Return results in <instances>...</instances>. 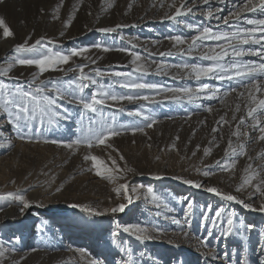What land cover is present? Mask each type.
<instances>
[{"label":"rangeland","instance_id":"374dc122","mask_svg":"<svg viewBox=\"0 0 264 264\" xmlns=\"http://www.w3.org/2000/svg\"><path fill=\"white\" fill-rule=\"evenodd\" d=\"M5 1L0 0V6L2 5L0 17L5 19L14 32V37L3 38L0 29V46L11 45L9 51L0 56V70L9 63H14L13 57L17 55L13 52L15 45L23 43L29 36L31 37L29 44L40 37H45L42 42L45 48L41 49L44 52L47 48H51L53 52H66L73 47L88 49L84 56L74 57L69 65L63 66L65 68L71 66L74 71L67 73L49 71L40 76L38 82L44 81L47 89L55 87L68 89L69 82L78 75L76 66L84 64L85 72L92 75L98 84L102 83L106 88L111 85L112 90L118 94H133L134 91H138L141 95H148L150 100L123 101L111 108L103 107L95 115L85 113L83 119L85 128L89 126L88 117H92L98 124L105 122L111 124L113 117L115 118V126L120 128L121 135L111 138L104 145H94L88 149L86 145L81 144L79 147L67 149L50 143L45 144L41 139L40 143L23 147L22 153L18 155H5L6 150L2 152L4 157L0 164V183L12 186L13 193L24 195L33 202V206L19 216L11 215L0 219V245H3L4 250H11L9 245L14 242L11 238L16 227L27 230V234L22 238V243L18 244L19 248L18 246L14 248V252L30 251L33 245L34 248H42L36 228L41 220L34 216H46L50 220L48 224H57L60 229L66 231L61 227L64 224L57 223V218L64 216L68 220L67 224H70L69 228L74 230L62 233L60 240L69 242L73 238L77 239L71 243L76 248L85 250L81 256L87 254L90 261L115 264L121 258L127 259V251L131 250L133 264H157V261L160 264H173L174 260L184 261L185 264H238L241 258L239 255L241 240L236 237L223 238L221 236L223 228L220 225L226 226L227 213L234 212L237 220L254 222L257 228H260L264 227V214L244 209L235 202L224 201L206 192L204 188L197 189L183 184L180 179L174 177L191 179L202 183L204 187H217L222 192L238 195L258 207L261 203L259 194L251 200L248 199L249 193L254 191L253 187H248L240 193H236L235 188L246 175L244 169L248 165L252 166L250 173L253 171L258 173L253 180L254 185L264 179V156L260 155L264 153V141L257 139L260 133L251 127L254 121L247 117V109L244 106L247 91L240 85L239 80L220 81L205 77L201 81H196L176 65L196 63L207 66L212 63L200 57L208 51V47H216L217 42L205 41L204 46L191 55L183 50L187 49L191 37L197 35L196 27L208 26L214 31L222 32L235 30L237 21L230 17V12L242 6L243 0H223V2L209 0L207 4L204 0H185L187 6L194 10L176 20H168L165 16L174 12V8L169 5L175 3L179 6L182 0H63L59 20H53L52 16L61 0H40L32 4H22L16 9L5 7ZM41 8L45 9L46 15H41L39 11ZM74 8L77 10L74 11ZM209 12L213 14L211 18ZM70 14L72 16L70 26L64 28L63 22L68 20ZM243 15L252 19L262 18L258 11ZM215 16L229 19V24L225 25L223 19H215ZM117 24L124 27L114 33L95 31L99 27H115ZM189 24L193 25V28H189ZM240 25L250 27L243 21ZM90 28L92 31H89ZM175 35L181 36L186 43L174 46L167 37ZM49 40L52 41L51 44L48 43ZM97 43L109 47L111 51L104 52L95 48L94 45ZM120 48L138 53L141 60L137 63L142 64L147 69V73L133 72L136 65L132 63V56L128 52L119 51ZM169 51L172 52L171 56L160 55ZM20 55L28 58L32 54ZM230 59L231 56L225 58V60ZM243 59L246 62H261L260 58L255 56H245ZM93 60L96 61L95 64L92 63ZM94 68H100L105 75L96 77L92 71ZM36 71L34 66L14 65L9 75L15 79L0 77V80L8 83L9 87L19 83L28 88L32 82V74ZM111 72H129L132 73L131 79L136 82L155 83L161 88L195 89L200 83H206L213 90L221 89L218 96L222 97V101L219 98L209 101L201 95L195 103H189L187 98L181 101L173 100L171 94L166 92L121 88L119 82H123L125 78L112 76ZM259 79L264 81V77ZM230 86L236 88V91L223 96L224 91ZM95 90L96 86H90L85 90L84 95L90 96ZM241 92L244 93V97H239ZM258 96L264 98V94ZM153 100L155 102H152ZM60 103L66 110L71 111L72 120L43 135L48 139L67 142L80 135L82 109L75 102L69 104L67 100H62ZM237 103L240 104L238 112L235 111ZM207 106L212 107L211 113L205 111ZM119 107H123L125 111H118ZM136 110H141L146 115L151 114L157 123L152 128H145L144 132L133 134L131 130L124 131L121 127L124 125L139 123L143 127L141 118L128 115L129 111ZM233 115L236 116V120L232 119ZM221 117H224L228 123H218ZM241 117L245 118V124H239ZM257 118L264 123V113L259 114ZM1 120L3 121L2 118ZM213 128H217L218 131L213 132ZM237 130L241 133L248 132L249 135L232 136L231 133ZM230 139L234 148L239 149V145H245V155L235 158L234 169L221 171L215 167V162L224 159ZM107 144H111L112 147H107ZM197 145L200 146L199 150ZM205 147L211 149L208 156L204 155ZM89 152L103 162L102 167L114 169L113 160H115L116 166L121 170L125 167L134 169V172L126 174V180L130 187L138 188V193L133 196V202L127 205L123 213L115 214L113 217H108L112 214L89 217L78 208L68 207L69 204L78 203L103 210L124 202L116 199L112 188L118 183H124L125 180L109 183L96 176L95 170L92 169V161L84 160V156ZM193 152L196 154L193 155ZM121 155L123 160L120 159ZM205 166H211V175H203V171L207 170ZM114 174L119 175L115 172ZM156 176L161 178L155 179ZM57 187H60L61 191L57 192ZM149 187L153 189L158 199L153 200L147 194ZM261 187L264 188V185ZM189 202L193 207L185 217ZM36 204L42 206L36 207ZM208 205H211L213 210L220 207L225 210V215L217 220L216 225H213L210 219H203L202 213L207 211ZM212 214L214 215V211ZM27 221L31 222L27 225ZM117 223L121 225L138 223L148 228L156 239L140 242L132 235L121 232L118 239L126 252L120 253L111 244V232L116 230ZM79 224H84L86 228L79 227ZM156 229L162 231L157 232ZM209 229L212 230V236L208 235ZM4 231L7 232L6 235ZM53 232L50 231V235L44 237V240L48 239L50 243L47 249L51 252L56 250V247L51 245L52 242H49L54 240L55 232ZM184 232L188 235L185 236ZM202 240L205 243H201ZM35 242L40 243L36 245ZM246 247L248 248L246 255L251 264H259L258 257L264 253L259 251L256 233L251 235ZM233 248L237 249L236 253L233 252ZM90 261L74 264H89ZM3 262L4 259L0 258V264H4Z\"/></svg>","mask_w":264,"mask_h":264},{"label":"snow or ice","instance_id":"6c2138e0","mask_svg":"<svg viewBox=\"0 0 264 264\" xmlns=\"http://www.w3.org/2000/svg\"><path fill=\"white\" fill-rule=\"evenodd\" d=\"M209 0H204L207 4ZM223 2V0H221ZM63 5V0H61L60 5L55 9V14L52 16L53 20L60 19V7ZM131 7V5H130ZM169 7L174 8V12L171 14H166L165 18L168 20H176L177 18L187 14L192 13L193 8L187 6L185 0H182L179 6L175 3L169 5ZM77 9L74 8V11ZM41 15H46L45 9L41 8ZM259 12L262 18H247L243 14L245 13H256ZM209 18L212 17V13L209 12ZM230 17L237 21V27L235 30L230 32H222L219 30H213L208 26L196 27L197 35L191 37V41L188 42L187 49L183 50L186 54L191 55L195 50L203 47V42L214 41L216 47H208V51L201 55V59L211 61L212 63L207 66L200 64H189L183 63L176 65L177 68L183 69L185 74L189 77L195 78L196 81H201L202 78H215L220 81H232L237 79L240 81V85L244 87L247 91V96L245 98V108L247 109V117L251 118L254 123L251 127L258 130L260 135L257 137L259 141H264V123H262L257 117L259 114L264 113V98L258 96V94H264V81L259 78L264 77V0H243L242 6L237 7L234 12H230ZM72 16L69 15L68 20L63 22V27L67 28L70 26ZM216 19H223L225 25L229 24V19L217 16ZM243 21L244 24L250 27H244L240 25ZM124 27V25L117 24L115 27H99L95 31L101 33H114L117 29ZM189 28H193V25L189 24ZM0 29H2L3 38L14 37V32L7 25L4 18L0 17ZM89 31H92L90 28ZM63 35V33H61ZM175 45H183L186 43L179 35L167 37ZM31 37H27L23 43L15 45L13 52L17 55L13 57L14 63H9L7 67L0 70V77H6L9 79H15L10 77V72L14 65L35 67L37 71L32 74V82L29 84L28 88L23 87L21 84L17 83L14 87H9L8 83L0 80V118H2L5 123L0 126V140H5L7 146H13V139H18L21 143H40L54 144L57 146H62L67 149H73L74 147H79L81 144L87 146L91 149L94 145H104L111 138L121 135L120 128L115 126V118L113 117V122L111 124L99 123L88 117L89 126L87 128L83 127V119L85 113H91L95 115L100 112L103 107H113L114 105H119L123 101L134 102L137 100L149 101L150 97L148 95H141L138 91H134L133 94H118L112 90L111 85L105 87L102 83L98 84V81L93 78L92 75L85 72L86 65H77L78 75L76 78L69 82L68 89H62L60 87H55L54 89H47L44 81H40L36 84V80L39 79L44 73L49 71H62L71 72L74 71L71 66L65 68L64 65H69L70 61L74 57H81L88 51L85 47H73L66 52L55 51L53 52L51 48H47L46 52L41 51L45 48L42 43L45 37H40L34 43L29 44ZM225 43H219V42ZM49 44L52 41H48ZM95 48H99L104 52L111 51L109 47L103 46L99 43L94 45ZM219 49V51H217ZM122 52H128L132 56V63L136 65L133 72H139L142 74L147 73V69L144 68L142 64L137 62L141 60V57L135 51H129L125 48L118 49ZM29 53L32 54L31 57L25 58L20 54ZM161 56H171L172 52L160 53ZM231 56L232 59L225 60L226 57ZM245 56H255L259 57V63L253 61H245L243 58ZM93 64L96 63L95 60L92 61ZM96 77H102L105 72L100 68H94L92 70ZM167 74V73H165ZM110 75L115 77H124L123 82L120 83L121 88L131 89V90H155L157 92H166L171 94V98L176 101H181L187 98L189 103H195L200 99L201 95H204L209 101L221 99L218 96L221 89L217 88L213 90L206 83H200L199 87L193 89L191 87H180V88H161L155 83L147 82H136V80L131 79L132 73L129 72H111ZM247 81V82H246ZM51 83V82H49ZM90 86H96V90L91 92L90 96L84 95L86 89ZM236 88L229 87L227 91H224L223 96H227L229 92H235ZM239 97H244V93H239ZM238 97V98H239ZM62 100H67L69 104L75 102L82 110L80 112L81 118V131L80 135L69 141L58 140V139H48L43 134L45 132L54 131L72 120V113L64 108V105L60 103ZM111 102V103H109ZM152 102H155L154 100ZM143 107V106H141ZM120 112H124L123 107L117 109ZM240 110V104L237 103L235 111ZM205 111L211 113L213 111L211 106L205 107ZM129 116H135L141 118L143 127L139 123L133 125L121 126L124 131L131 130L133 134L136 132H144L145 128H152L157 120L151 114H145L141 110L129 111ZM233 120H236V116L233 115ZM203 123V121L201 122ZM218 123H228L224 117L220 118ZM245 118L241 117L239 124H245ZM239 127V126H238ZM213 132H217V128L212 129ZM241 134L248 136V132L241 133L239 130L231 133L232 136L239 137ZM179 139V137H177ZM4 143H0V147H4ZM107 147H112L111 144H107ZM151 147V145H149ZM174 147V145H173ZM199 145H197V150H199ZM245 145H239V149L232 146L231 139L228 142V147L225 149V157L223 160H218L215 162V167L219 168L221 171H228L229 169H234L236 163V157L245 155L244 152ZM115 150V149H114ZM204 155L208 156L211 153V149L208 147L204 148ZM196 153L193 152V155ZM264 156V153L260 154ZM123 160V156H120ZM159 159V157H157ZM251 159V158H250ZM84 160L92 161V169L95 170V175L107 180L109 183H114L117 180H125L124 183H118L112 188V192L115 193V197L118 200H123L124 202L118 203L113 207L105 208L99 210L97 208L91 207L85 204L72 203L68 207L73 209H79L80 212L84 213L89 217H100L108 214H118L123 213L127 205L133 202V196L138 193L137 187H130L126 180V174L129 172H134V169L125 167L120 169L116 166L115 160H113L114 169L107 167H102L103 162L98 159L97 156L89 154L84 156ZM231 161V162H229ZM207 170L203 171L204 176H209L212 174L211 166H205ZM251 165H248L244 172L246 175L242 177V182L236 186L235 192L240 193L246 190L248 187H253L254 191L249 193L248 199L251 200L254 196L259 194L261 197V203L258 207H255L253 203L246 202L241 199L238 195L232 193L222 192L220 189L214 186L204 187L202 183L196 182L191 179H184L181 177H174L175 179H180L183 184L190 185L194 188H204L208 193L214 194L220 197L224 201L235 202V204L241 205L244 209L252 212H260L264 214V179H261L258 184H253V180L256 179L258 173L249 172ZM197 171H200L197 169ZM119 173V175L114 174ZM161 177L156 176L155 179H160ZM14 182V181H13ZM56 191H61L60 187L56 188ZM147 194L152 197L153 200L158 199L153 193V189L149 187L147 189ZM0 201H4L6 204L11 202L18 203L21 207L19 211L24 213L27 209L33 206V202H30L25 198L24 195L8 192L0 195ZM36 207H41L42 205L36 204ZM4 205H0V211L3 210ZM192 203H188V210L185 212V217L189 215L192 210ZM214 211V215L212 214ZM225 215V210L223 207L213 210L211 205H208L207 211L202 213L204 220H211L213 225H216L218 219ZM223 228L221 236L225 239L229 237H236L241 240V251L239 255L241 258L238 264H251V261L247 257L246 253L248 248L246 243L251 239V235L256 233L258 235V245L259 251L264 253V227L257 228L254 222H245L243 219L237 220L234 212H228L226 215V226L220 225ZM116 230L111 232V244L115 246L120 253H125V247L121 246V241L118 239L121 231L125 234L132 235L137 241L144 242L156 239L148 228L142 227L138 223H127L121 225L116 224ZM38 231L43 232L48 228V222L42 221L40 224L36 225ZM157 232L162 231L161 229H156ZM187 236L188 233L184 232ZM208 235L212 236V230H208ZM15 242L17 244L22 243V237L16 236ZM205 243V241H201ZM178 246V245H177ZM15 250L14 248L12 249ZM31 251L35 252V248H31ZM233 252L236 253L237 249L233 248ZM5 256V250L3 245H0V258ZM25 257H21L23 260ZM259 264H264V254L258 257ZM13 264H20V261H14ZM89 264H103L101 261L91 260ZM115 264H133L131 250L127 251V259L121 258L116 261ZM157 264H160L157 261ZM173 264H185L184 261H173Z\"/></svg>","mask_w":264,"mask_h":264},{"label":"bare ground","instance_id":"6f19581e","mask_svg":"<svg viewBox=\"0 0 264 264\" xmlns=\"http://www.w3.org/2000/svg\"><path fill=\"white\" fill-rule=\"evenodd\" d=\"M36 1H40V0H6L4 2V6L7 8H10V9H16L17 6H20V5L26 4V3L32 4ZM213 19H214V17H213ZM10 47H11V45H1L0 46V56L4 53H7L9 51ZM39 80H37L35 83L39 84L40 83V82H38ZM4 123H5V121L1 120L0 126H2ZM12 138H14V137H12ZM0 143L5 144L4 147H0V164L3 162L2 158L4 156L2 155V152H4L5 150L7 151V153L5 155L12 154V156L13 155L15 156V155L22 153L23 147L33 144V143H31V144L21 143L18 139L13 140V146H11V147L7 146V142L5 140H0ZM12 190H13L12 186H8L7 184H1L0 183V195H3V194L8 193V192H13ZM32 193H33V191H32ZM30 198H31V196H30ZM15 203L16 202H12L9 205V204H6L4 201H0V205H4L3 210L0 211V219L6 218V217L11 216V215H15V216L18 215L19 216L21 214V212L19 211V208L21 206L19 204H15ZM155 204L158 205L157 203H155ZM157 207H159V206H157ZM34 217L40 218L41 222L42 221H47L48 223L50 222V220H48V218L46 216H43V215H36ZM130 218H132V216ZM57 221H58L57 222L58 224H64L63 226L61 225V227H63L66 231H64L63 229H60L57 224L56 225L48 224V228H46L45 231H43V232L38 231L39 232L38 240H41L43 249L41 247H35V249H36L35 252H33L31 250L30 251L26 250L23 252H14L15 250L14 251L12 250L16 246H18V248H19V245L15 242V237L20 236L23 238L27 234V230H20V227H16L12 232L13 238H11V241H14L15 243L13 242V244L9 245L11 250H9V249L5 250V256L3 257V259H4L3 263L4 264H13L14 261H20V264H74L76 262L82 263L83 261H90V259H88L87 254L84 256H81L85 250H83L82 248L81 249L76 248L72 244V243H74V241H77V239L73 238V239L69 240V242L66 240L64 242H62L60 240L62 238L61 237L62 233H64V232L68 233L69 231L72 232L74 229L69 228L70 224H67L68 220L64 216L57 218ZM30 222L31 221H27L26 224L28 225ZM78 226L83 227L84 224H79ZM84 227L86 228V226H84ZM61 230H63V232ZM50 231L55 232V236H53L54 240H49V242H52L51 245L53 247H56L55 248L56 250L53 252H51L47 249V246H49V244H50V243H48V239L44 240L45 236L50 235L49 234ZM79 231H83V230H79ZM4 232L6 235L7 232L6 231H4ZM37 242H35L34 244L38 245L40 243V242L39 243H37ZM33 248H34V245H33ZM21 257H25V258L23 260H21L20 259Z\"/></svg>","mask_w":264,"mask_h":264},{"label":"trees","instance_id":"16d2710c","mask_svg":"<svg viewBox=\"0 0 264 264\" xmlns=\"http://www.w3.org/2000/svg\"><path fill=\"white\" fill-rule=\"evenodd\" d=\"M114 215H108V217H113Z\"/></svg>","mask_w":264,"mask_h":264}]
</instances>
